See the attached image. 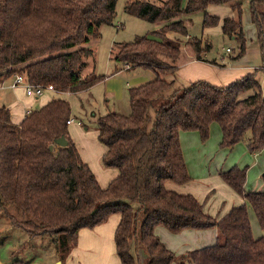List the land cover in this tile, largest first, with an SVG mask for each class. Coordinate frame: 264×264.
<instances>
[{
    "label": "trees",
    "instance_id": "obj_1",
    "mask_svg": "<svg viewBox=\"0 0 264 264\" xmlns=\"http://www.w3.org/2000/svg\"><path fill=\"white\" fill-rule=\"evenodd\" d=\"M118 1L0 0V84L20 74L31 84L53 85L57 93L94 87L105 77L95 75L91 45L101 37L100 27L114 25ZM246 1L261 67L224 87L198 81L175 88L182 46L168 33L185 37L196 59L204 61L212 49L210 40L190 37L185 24V18L203 12V29L221 25L222 34L238 45L231 59L239 60L247 52ZM212 5L229 7L233 15L212 16ZM125 10L159 28L114 45L112 51L118 65L156 74L129 89V115L109 112L97 119L98 139L107 147L102 163L118 169L119 176L102 188L82 160L69 135V101L53 98L19 125L0 106V214L6 212L12 226L30 238H52L62 254L77 247L81 230L119 215L115 245L120 264H139L141 256L146 264H264V191H246L247 169L235 166L219 173L245 200L222 218L206 213L195 196L168 187L193 181L182 132H197L206 143L217 124L221 149L233 150L244 142L253 155L264 150V88L257 79L264 73V0H126ZM171 89V95H164ZM61 137L67 146L56 144ZM251 212L262 231L259 238L253 234ZM159 228L175 235L215 229L217 239L178 256L162 241Z\"/></svg>",
    "mask_w": 264,
    "mask_h": 264
},
{
    "label": "rangeland",
    "instance_id": "obj_2",
    "mask_svg": "<svg viewBox=\"0 0 264 264\" xmlns=\"http://www.w3.org/2000/svg\"><path fill=\"white\" fill-rule=\"evenodd\" d=\"M151 1L157 2L159 0ZM125 5L126 0L118 1L114 25L100 27L101 37L94 40L91 45L95 50V61H91V65L95 70L96 76L114 78L115 82H121L116 83L115 87L118 88V86L123 85L125 86V90L121 88L122 91L111 95L108 91V83L104 82V78L90 92L76 94L56 92L52 95L48 93V97L63 98L70 102L72 116L76 117L77 124L79 122L83 124V126H79L80 130L83 133L85 132V134L87 133L86 135L91 140H95L96 134L98 133L97 119L100 116L106 115L109 112H117L124 115L130 114L129 86L135 87L137 85L136 82L143 81V78H148L147 81H143L144 84L156 78L155 72L141 67L133 68L141 69L138 73L122 71L116 77L112 75L117 72L113 68L115 66L113 63L116 62L113 59L112 51L114 48L112 47L121 43L132 42L136 37L148 35L153 30L159 28L146 21L130 16L125 10ZM203 19V12L196 13L191 18H185V24L188 27L190 37H205L210 40L212 49L207 54V58L211 60L216 59L217 61H221L220 59L224 58L227 61L235 54H238L236 40L216 33L217 30H213L214 33L207 34V31L203 29ZM168 38L170 40H178L185 53L187 40L185 37L175 32H169ZM254 43L257 47L256 41ZM228 49L231 52H228ZM251 49L252 46L250 44L248 47L247 40V54L248 51H252ZM111 55L112 59H110ZM258 55L259 52H257L256 57ZM111 60L112 64L110 63ZM109 64L112 65L110 68ZM169 76H167V79L172 78V75ZM138 79L139 81H136ZM176 80L174 87H182L179 85L178 77H176ZM172 93L173 89L164 95L168 96ZM26 97L28 96L26 95ZM162 101L165 102V99ZM160 104L161 101H158L157 106ZM127 106H129V110L124 109ZM69 127L73 128L74 126L71 125ZM180 140L187 168L193 178V182L188 186H178L175 184L181 190H177L178 193L184 190L187 192V189L192 190L197 197L202 199V202H205L208 196V189L213 188L216 192L207 200V203L213 205L218 210L224 202L229 204L234 197L237 198L234 190L227 185L224 184V189H221L222 184L220 182H222V179L219 176V172L227 171L235 166L247 169V192L264 191V150L257 156L253 155L244 142L239 143L233 150L221 149L222 134L217 124L212 125L211 136L206 143L202 142L197 132H182L180 134ZM11 213H15V211H11ZM251 224L254 236L257 238L261 237L262 231L256 215L253 212H251ZM162 231L167 232L172 237H177V235L169 233L164 228H159L158 235L161 239ZM87 242L84 241L79 249L73 248L69 253L62 254L59 246L53 242L52 238L47 236L30 238L24 230L12 226L11 220L6 212L0 214V264H68L69 261H72V256L75 259L73 264H90L92 262L90 256L94 250L91 246H88ZM163 242L166 244L165 241ZM112 243H114L113 240ZM171 249L178 256L180 255L177 247H171ZM111 256L112 258L117 257L115 251H111ZM146 263L147 258L141 256V263L139 264Z\"/></svg>",
    "mask_w": 264,
    "mask_h": 264
},
{
    "label": "crops",
    "instance_id": "obj_3",
    "mask_svg": "<svg viewBox=\"0 0 264 264\" xmlns=\"http://www.w3.org/2000/svg\"><path fill=\"white\" fill-rule=\"evenodd\" d=\"M208 13L212 16L219 17L220 19H224L233 15V12L229 7L217 5L210 6L208 8ZM213 30H217L216 33L222 34L221 25L216 28L206 29L207 34L214 33ZM244 30L248 40V47L251 44L252 51H248V54L246 52L245 56H243L239 60H232L231 58L227 61L224 58L220 59L221 61H217L216 59L211 60L207 58V53L204 56V61H199L196 59L195 53L189 46L186 45L185 53L183 52L184 50L182 48L181 58L177 66V77L179 79V85L184 87L193 82L206 81L215 86L224 87L237 80L244 78L248 74L254 73L256 69L260 68L262 63L260 47L257 41L256 28L251 22L248 1H246L244 5ZM254 41H256L257 47ZM112 48H114V46ZM257 52H259L258 57H256ZM110 59H112V55ZM110 63L112 64V60L110 61ZM113 64L115 65L113 66V68H115V70L117 71L115 74H112L114 77H116V75H120L122 71L133 73H138L141 71V69H133L127 66L118 65L117 63ZM111 66L112 65L109 64V68ZM118 68H120V70H118ZM257 79L264 88V73L259 72L257 74ZM145 80L147 81L148 78H143V81ZM136 81H139V79ZM143 81L136 82V86L143 85ZM104 82L108 83V91L111 95H115L117 92L122 91L121 88L125 90V86L123 85L118 86V88L115 87L116 83L121 82H115L114 78L111 79L106 76ZM130 87L132 86H129V89ZM92 88L84 91V93L90 92ZM5 90L0 89V106H6L11 111L12 122L15 125L21 124V122L29 114V111L32 112L33 110L45 106L54 98V96L48 97V93H51V95L54 94L52 92H45L44 95L39 98L28 99L22 88H17L15 90ZM124 109L129 110L130 108L129 106H127L124 107ZM71 118H74L76 121L69 125L74 126L73 128L69 127L70 138L75 142L82 157V160L89 165V167L95 174L100 186L102 188H107L109 184L119 176L118 169L106 168L102 163V158L107 152V147L99 141L98 133L96 134L95 140H91L90 137L86 135L87 133L85 134V132L83 133L80 130V127L83 126V124H77L76 117L71 116ZM192 182L187 184L186 186L192 184ZM220 183L222 184L221 189H224V184L227 185L223 180ZM227 186L230 187L229 185ZM168 187L175 191H181L180 189H178L179 187H176L175 184H169ZM207 192L208 196L211 192H213L211 194L212 196L215 194L216 190L211 188L208 189ZM179 193L184 195L191 194L195 196L201 203L204 204V210L206 213L218 218H222L233 207L242 205L245 202V200L235 192L237 198L234 197L232 199V202H230L229 204L224 202L217 210L213 207V205H209L207 203V200L211 196H209V198L207 196L206 201L202 202V199L200 197H197L194 192H192V190L187 189V192L184 190L183 192ZM119 222L120 216L113 215L110 217L108 222L96 227L95 229L81 230L78 237V245L75 248H81L80 245H82L84 241H88V246H91L94 250V252H92L90 256V259H92V262L90 264H120V259L117 255L115 245V233ZM161 237L162 241L166 242L168 248L171 249V247H177L179 249V254L181 255L185 254L189 250L203 248L215 244L217 239V230L212 229L208 231H188L182 233V235H177V237H172L167 232L162 231ZM112 240L114 243H112ZM111 251H115L117 257L112 258ZM74 260L75 259L72 256V261H69L68 264H73V262H75Z\"/></svg>",
    "mask_w": 264,
    "mask_h": 264
},
{
    "label": "built area",
    "instance_id": "obj_4",
    "mask_svg": "<svg viewBox=\"0 0 264 264\" xmlns=\"http://www.w3.org/2000/svg\"><path fill=\"white\" fill-rule=\"evenodd\" d=\"M227 51L231 52L230 49H228ZM17 88H22L25 91L26 95L30 98H39L42 95H44L45 92H53V93L57 92L53 85L41 86V85L31 84L27 82L26 79L20 74H15L11 79L6 80L5 82L0 84V89L2 90L5 89L15 90ZM30 113L31 111H29V114ZM75 121L76 120L74 118H70L68 120V124L70 125Z\"/></svg>",
    "mask_w": 264,
    "mask_h": 264
},
{
    "label": "water",
    "instance_id": "obj_5",
    "mask_svg": "<svg viewBox=\"0 0 264 264\" xmlns=\"http://www.w3.org/2000/svg\"><path fill=\"white\" fill-rule=\"evenodd\" d=\"M56 144L61 147H65L68 145V141L66 137H61L60 139L56 140ZM50 149H53V146H51Z\"/></svg>",
    "mask_w": 264,
    "mask_h": 264
}]
</instances>
